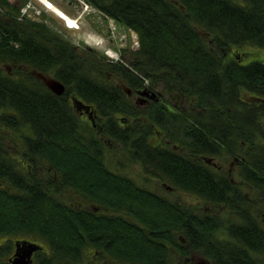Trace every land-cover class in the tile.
<instances>
[{
  "label": "trees",
  "instance_id": "1",
  "mask_svg": "<svg viewBox=\"0 0 264 264\" xmlns=\"http://www.w3.org/2000/svg\"><path fill=\"white\" fill-rule=\"evenodd\" d=\"M87 1L103 14L138 33L139 48L130 58L110 62L102 54L79 56L71 43L61 40L57 32L44 24L39 25L29 19H24L27 24L19 23L16 17L21 7L8 0H0L4 15L12 17L8 24L0 17V132L8 134V144H20L17 147L30 150L31 157L40 154L48 164L54 166L80 167L84 164L82 160L87 161L85 183L95 193L105 188L104 183L111 180L105 171L98 168L101 164L98 152L101 145L92 136L89 137L93 143L91 146L83 143V131L78 129L77 116L66 104L57 101L55 107L48 102L35 106L31 98L33 90L16 79L14 74L3 73L7 62H28L20 48L28 53L35 45L40 48V58L43 59H40L41 66L49 65L53 57L52 64H57L56 75L67 88L72 86L81 98L103 102L101 107L107 113L115 112L120 104L109 107L105 106L106 103L127 100L119 88L118 94L116 87L106 80L107 72H110L115 73L127 87L136 82L144 83L150 73L155 81L183 90L200 102V107L207 109L206 115L201 117L206 121L211 135L219 136L226 132L214 129L213 122L234 115L233 111L242 118L254 116L244 113L245 104L241 94L247 89L250 94L264 97V82H260L257 63L258 55L263 54L259 50H264V0H176L183 9L171 6L166 0H157L148 2L151 8L146 11L141 5H135L129 11L121 12L117 11L114 0ZM21 3L22 6L25 4ZM164 4V9L158 7ZM247 53L254 57L249 65H244L236 55ZM260 86L263 87L262 91L258 90ZM24 95L31 103L24 101ZM44 96L41 94L40 99H44ZM124 107L127 108L126 105ZM252 107L255 114L257 110L264 114V101L259 107ZM186 115L189 119V113ZM110 122L116 126L113 118H110ZM135 126L123 132H141L142 125L136 123ZM24 129L29 133H24ZM194 142L190 140L186 143V149L191 151L184 155L154 148L152 156L158 160L153 159L149 164L153 167V174L163 179L171 178V175L179 176L185 191L199 194L201 202L209 204L215 201L213 194L217 188L212 186L213 180L208 171L196 173L195 166L204 164L199 154L208 153L210 143L206 141L203 148L193 150ZM256 143L250 141L252 148L248 160L256 166V172H262L264 187V146ZM234 144L232 142L231 146ZM3 147L0 137V150ZM142 155V162L146 163L147 158ZM29 164H34L33 159ZM76 170L71 171L74 174ZM256 174H249V180L254 185L258 181ZM9 176L15 189L5 194L0 188V240L3 235L9 238L22 231L29 232L30 228H39L38 232L79 230L85 228L81 224V216H84L89 230L98 231L99 234L110 231L111 240L118 239L120 253L128 256L126 261L135 256L141 264H174L172 251L185 245L177 234L183 235L186 241L193 239L187 227H184L192 221L187 216L190 212L186 205L148 196L145 189L137 188L132 183L129 186L122 178L119 198L114 197L120 203L119 206L115 204L119 212L115 211L110 218L100 219L93 213L54 203L42 195L37 197L34 180L19 176L11 165ZM2 177L0 175V182ZM77 180L83 178L77 176L72 185L78 190L83 189L85 186L78 185ZM19 184L27 188L24 194H18L16 187ZM200 211L204 212L203 208ZM202 221L205 220L202 219L200 224ZM182 222L184 226L176 225ZM58 235L61 237V234ZM114 241L111 242L113 245L116 244ZM169 246L175 248L172 250ZM184 254L187 252L184 251ZM221 260H225V257L222 256Z\"/></svg>",
  "mask_w": 264,
  "mask_h": 264
},
{
  "label": "flooded vegetation",
  "instance_id": "2",
  "mask_svg": "<svg viewBox=\"0 0 264 264\" xmlns=\"http://www.w3.org/2000/svg\"><path fill=\"white\" fill-rule=\"evenodd\" d=\"M154 1L157 0H114V3L118 12L129 11L135 5H141L146 11L151 8L150 3ZM166 1L173 7L183 9L176 0ZM11 3L18 6L20 4L18 0ZM22 7L16 17L19 23L27 24L28 22L24 19H29L33 23L49 27L45 20L27 18V15L21 11ZM158 7L164 9L166 5H158ZM10 16L4 15V11L0 8V17L5 24L11 21ZM112 20L119 26H123L118 21ZM135 33L138 37V33ZM175 33L176 31L173 30V34ZM60 39L67 41L63 37ZM72 46L79 56L99 55L91 47L81 44ZM138 48L139 42L133 50L120 49L117 60L121 62L130 58ZM20 49L26 55L25 59L28 62H7L3 73L14 74L16 79L33 90L31 98L35 106L48 102L55 107L57 101L66 104L77 116L78 129L83 131L81 133L83 143L91 146L93 143L89 137L92 136L101 145L102 148L98 150L101 155V164L98 168L105 171L106 176L111 180L104 183L105 188L98 189L95 193L85 183L84 173L87 161L82 160L84 164L80 167L48 164L47 159L40 154H34V157H31L30 150L17 147L20 144H8V134L1 131L0 137L4 147L0 150V175H3L0 188L5 194L15 189V187L12 188L13 180L9 176L11 165L19 172V176L34 180L33 188L37 197L42 195L50 198L54 203L76 207L93 213L100 219H105L114 216L115 214L112 213L115 211L119 212L115 204L119 206L120 203L118 204L114 197L119 198L120 178H122L129 186L132 183L137 188L145 189L148 196L168 203L176 202L186 205V209L190 212L187 216L191 217L192 221L188 222V226H184L183 222L176 225L187 227L193 239L186 241L183 235L177 234L179 240L185 245L178 246L175 251H172L171 258L174 264H264L263 178L262 172H256V166L250 164L248 160L249 151L252 148L250 141L264 146L262 132L264 114L259 110L255 114L252 107V105L259 107L264 101L263 96H255L244 89L241 94L245 104L244 113L254 116L242 118L233 111L234 115L225 117L223 120L215 118L218 121L213 122V128L226 132L219 136L211 135L206 121L201 117L206 115L207 109L200 107V102L183 90L158 80L155 81L150 73L148 80L144 83L136 82L133 86L127 87L115 73L107 72L106 80L116 87L117 93L119 88L123 92L122 96L127 99L124 102L106 103L105 106L109 107L120 104V108H116L115 112L107 113L101 107L104 105L103 102L81 98L72 86L67 88L56 75L58 70L57 64H52L53 57L49 65L44 64L47 60L43 63L44 66H41L43 59L40 58L39 45H35L28 53L25 49ZM236 57L242 64L249 65L254 55L247 53L238 54ZM113 61L115 60L110 62ZM257 63L260 70V82L263 83L264 54L258 55ZM126 67L130 70V67ZM43 78L59 81L63 85L62 91L60 93L54 91ZM258 90L262 91L263 87H258ZM41 94L45 95L44 99H40ZM23 99L31 103L26 95ZM186 113H189V119L186 118ZM110 118L116 121L117 127L111 124ZM136 123L142 125L141 132L136 134L123 132L126 129L130 131L135 128ZM256 124L257 127H255ZM24 133L29 132L24 129ZM190 140H195L193 150L203 148L206 141L210 143L209 152L199 154L204 164L195 166L196 173L200 171L206 173L205 170H207L213 180L212 186L217 188L213 194L215 201L209 204L201 202L199 194L185 191L179 176L171 175V178L163 179L153 174V167L149 164V161L151 163L153 159L158 160L157 157L152 156L154 148L184 155L191 151L186 149V143ZM228 141L235 142L234 146H231L232 142ZM259 150L262 151V148L259 147ZM142 154L147 158L146 163L142 162ZM30 159H33V165L29 164ZM31 168L33 171H30ZM72 169H77L74 174ZM251 172L257 173V185L249 180ZM154 173L158 172L154 171ZM77 176L84 180H77L78 185L85 186L81 190L72 185ZM16 190L21 195L27 188L19 184ZM201 208L204 212L200 211ZM81 218V224L85 228L82 227L79 230L61 229L38 232L39 228H30L29 232L22 231L9 238L3 235L0 240V264H141L135 256H131L128 261L125 260L128 256L120 253L117 246L118 239L111 240L110 231L99 234L98 231L89 230L86 217L81 216ZM117 218L118 215L115 219ZM202 219L205 221L200 224ZM58 234H61V237ZM113 241L116 244L113 245L111 243ZM30 243L34 244L35 249L29 250ZM169 248L173 250L175 246H169ZM184 251L187 252L186 255ZM222 256L225 260H221Z\"/></svg>",
  "mask_w": 264,
  "mask_h": 264
},
{
  "label": "rangeland",
  "instance_id": "3",
  "mask_svg": "<svg viewBox=\"0 0 264 264\" xmlns=\"http://www.w3.org/2000/svg\"><path fill=\"white\" fill-rule=\"evenodd\" d=\"M8 1L14 2V0ZM18 1L20 2L18 8L22 6L21 1L23 3L28 1L31 2L29 3L30 7L27 8L29 10L24 12L25 15H27V18L31 17L45 20V22L49 24V28L51 30L67 39V41H69L72 45L81 44L85 47H91L97 51V54H102L110 60H117V55L119 54L120 49L124 48L130 51L138 45L139 40L134 31L126 30L123 26H119V24L114 22L111 18L102 15L87 0H81L88 5L87 8L83 7L80 0H52L56 7L71 18L79 16L77 28H68L63 19H61L53 11L43 7L38 0ZM96 42H98V44ZM107 49L114 52L116 56L113 57L110 53H107ZM248 50L251 49L248 48ZM259 51L264 54V50ZM236 173H234V175ZM187 201L189 200L187 199ZM195 204H197V202H195Z\"/></svg>",
  "mask_w": 264,
  "mask_h": 264
},
{
  "label": "built area",
  "instance_id": "4",
  "mask_svg": "<svg viewBox=\"0 0 264 264\" xmlns=\"http://www.w3.org/2000/svg\"><path fill=\"white\" fill-rule=\"evenodd\" d=\"M80 2L83 4V7L84 8H87L88 5H86V3L83 1L80 0ZM42 4L43 6L46 8V9H52L53 5H52V2L50 0H42ZM30 7V4L27 3L23 8H22V13L24 14V12L26 10H28L27 8ZM79 20V16H76L75 18H73V23L69 26V27H77V22Z\"/></svg>",
  "mask_w": 264,
  "mask_h": 264
},
{
  "label": "water",
  "instance_id": "5",
  "mask_svg": "<svg viewBox=\"0 0 264 264\" xmlns=\"http://www.w3.org/2000/svg\"><path fill=\"white\" fill-rule=\"evenodd\" d=\"M43 80L50 88H52L57 93H60L62 91L63 85L59 81L52 78L49 79L43 78ZM33 249H35L34 244L30 243L29 250H33Z\"/></svg>",
  "mask_w": 264,
  "mask_h": 264
},
{
  "label": "bare ground",
  "instance_id": "6",
  "mask_svg": "<svg viewBox=\"0 0 264 264\" xmlns=\"http://www.w3.org/2000/svg\"><path fill=\"white\" fill-rule=\"evenodd\" d=\"M40 1H41V0H40ZM51 10H52L53 12H56V14H57L61 19L64 18L63 20H64V21H67L68 24L73 23L72 18H70V17H69L68 15H66L65 13H62V14H61L59 8H57V7H53ZM60 15H62L63 18H62ZM96 43L98 44V42H96ZM106 52H107V53H110V55L113 56V57L116 56L114 52H111V51L108 50V49H107Z\"/></svg>",
  "mask_w": 264,
  "mask_h": 264
}]
</instances>
